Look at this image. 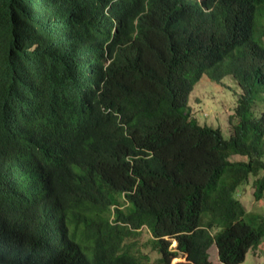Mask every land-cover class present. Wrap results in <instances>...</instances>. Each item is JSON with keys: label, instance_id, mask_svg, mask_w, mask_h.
<instances>
[{"label": "trees", "instance_id": "1", "mask_svg": "<svg viewBox=\"0 0 264 264\" xmlns=\"http://www.w3.org/2000/svg\"><path fill=\"white\" fill-rule=\"evenodd\" d=\"M263 38L264 0H0V264L264 246L236 196L264 191ZM203 75L240 88L228 137L190 110Z\"/></svg>", "mask_w": 264, "mask_h": 264}, {"label": "rangeland", "instance_id": "2", "mask_svg": "<svg viewBox=\"0 0 264 264\" xmlns=\"http://www.w3.org/2000/svg\"><path fill=\"white\" fill-rule=\"evenodd\" d=\"M239 92L238 84L230 75H224L219 81L209 79L208 76L203 75L195 83L189 95L188 104L200 124L219 127L222 135L228 137L230 134L228 117L234 112L236 97ZM262 110H264V102L257 101L254 108L255 114H259ZM252 180L253 176L251 175L248 181L239 185L236 196L247 212L264 216V191L260 199H255L253 197ZM148 236V232L143 229L139 239L144 241L148 239ZM208 253L212 264H223L217 258L214 244L209 247ZM239 264H264V246L261 244L254 252L249 249L244 260Z\"/></svg>", "mask_w": 264, "mask_h": 264}]
</instances>
